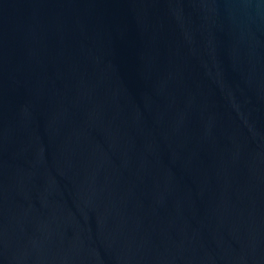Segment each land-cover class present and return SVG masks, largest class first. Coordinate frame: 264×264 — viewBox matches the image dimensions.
I'll return each mask as SVG.
<instances>
[{"label":"water","instance_id":"water-1","mask_svg":"<svg viewBox=\"0 0 264 264\" xmlns=\"http://www.w3.org/2000/svg\"><path fill=\"white\" fill-rule=\"evenodd\" d=\"M0 264H264V0H0Z\"/></svg>","mask_w":264,"mask_h":264}]
</instances>
